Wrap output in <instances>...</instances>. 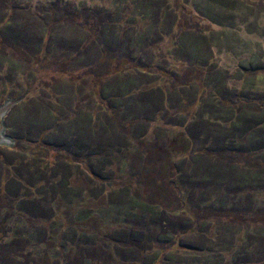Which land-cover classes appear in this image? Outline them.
I'll return each instance as SVG.
<instances>
[{
    "label": "rangeland",
    "instance_id": "1",
    "mask_svg": "<svg viewBox=\"0 0 264 264\" xmlns=\"http://www.w3.org/2000/svg\"><path fill=\"white\" fill-rule=\"evenodd\" d=\"M225 89L264 104V0H0V264H150L164 231L155 264H264L261 118Z\"/></svg>",
    "mask_w": 264,
    "mask_h": 264
},
{
    "label": "trees",
    "instance_id": "2",
    "mask_svg": "<svg viewBox=\"0 0 264 264\" xmlns=\"http://www.w3.org/2000/svg\"><path fill=\"white\" fill-rule=\"evenodd\" d=\"M131 63V62H130ZM131 65V64H130ZM129 65V66H130ZM122 68H127L126 67V65L124 66L123 65V63H120V64H117V67H115L114 68V71L113 72H116V73H118L120 70H122ZM227 92H228V90L227 89H225V91H224V95H223V97H221V99L219 100L220 102H219V105H221L223 108H228V107H230V109H229V111H230V116H229V118L231 117V116H234L237 112V110H239V109H241V107L242 108H244V109H242V110H244V111H248V112H250V113H255V114H260V118H261V120L259 121V122H257L256 123V119H251V120H253V122L252 121H250L249 123H245V126H248L247 128H248V130L251 132V134H252V137H253V140L254 141H257V137H258V141H257V143L255 144V148L257 149V150H264V104H262V105H260L259 106V104L260 103H258V102H253V103H250V105L249 104H243L242 102H241V106L239 107V106H233V104L232 103H229V100H227L226 99V95L228 96V94H227ZM153 94V93H152ZM144 97V96H143ZM153 97H154V94H153ZM220 98V97H219ZM153 98H151V100H152ZM157 100L158 101H160V99H158L157 98ZM161 102V101H160ZM244 105V106H243ZM114 107V106H113ZM104 109L107 111V112H109L108 111V108L104 105ZM230 122H231V120H230ZM262 134V135H261ZM143 139V137L141 138V140ZM210 157V156H209ZM66 158V163L67 164H70V161H67V157H65ZM210 159H211V161H214L215 163H214V165L215 166H217V161H215V158H214V160H213V157L211 156L210 157ZM70 160V159H69ZM207 171V170H206ZM205 174H206V172H205ZM255 183H253V184H257L258 186H260V187H262V185L260 184V181H259V179L258 178H256V180L254 181ZM195 214H198V213H195ZM194 217H195V219H197L196 217H198L197 215L195 216V215H193ZM142 217V216H141ZM140 219H142V218H140ZM196 221V220H195ZM186 223V222H185ZM184 222H183V225H186ZM196 225H198L196 222H194V224L193 225H191V226H186L185 227V232L186 233H188L189 232V234H191V232L193 233L194 231H195V229H196ZM185 233V234H186ZM163 235L161 236L162 237V239H161V237H160V239H157V241H154V242H152L151 241V239H149L148 240V245L150 246V247H152V248H155V249H158L160 252H159V255L157 256V257H155L152 261H151V263L150 264H155V263H157V262H160L161 261V258H163V256H165V254L162 252V246H164V251L165 250H170V249H172V248H176L177 250H179V249H183L184 250V248H185V246H184V244L183 243H181L180 241V239H181V237H182V235H181V233H179V232H174V231H172L171 233H166L165 231L162 233ZM184 236V235H183ZM156 240V239H155ZM157 244L158 245H161V249H159L158 247H157ZM131 245V244H130ZM187 247H189V246H187ZM186 247V248H187ZM189 248H187V250H188Z\"/></svg>",
    "mask_w": 264,
    "mask_h": 264
},
{
    "label": "water",
    "instance_id": "3",
    "mask_svg": "<svg viewBox=\"0 0 264 264\" xmlns=\"http://www.w3.org/2000/svg\"><path fill=\"white\" fill-rule=\"evenodd\" d=\"M21 98L22 97L17 100L7 99V101L0 106V146L11 147L14 144V140L6 134L5 118L13 105H15Z\"/></svg>",
    "mask_w": 264,
    "mask_h": 264
}]
</instances>
